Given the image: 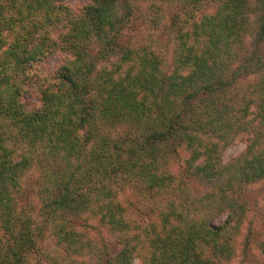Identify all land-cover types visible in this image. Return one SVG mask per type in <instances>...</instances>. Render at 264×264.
Returning <instances> with one entry per match:
<instances>
[{
  "label": "trees",
  "instance_id": "obj_1",
  "mask_svg": "<svg viewBox=\"0 0 264 264\" xmlns=\"http://www.w3.org/2000/svg\"><path fill=\"white\" fill-rule=\"evenodd\" d=\"M251 12L250 0H0V264L236 256L243 188L264 180V51L245 46ZM57 52L51 76L32 72ZM240 135L244 151L224 161Z\"/></svg>",
  "mask_w": 264,
  "mask_h": 264
},
{
  "label": "rangeland",
  "instance_id": "obj_2",
  "mask_svg": "<svg viewBox=\"0 0 264 264\" xmlns=\"http://www.w3.org/2000/svg\"><path fill=\"white\" fill-rule=\"evenodd\" d=\"M90 0H64L66 4L69 6L77 9L81 7L82 5L88 3ZM260 0H250L252 12L249 15V31L245 38V46L247 49H256L255 43H258V46L261 50L264 51V39L259 40V34H260V24H261V10H260ZM145 4V2H143ZM173 6H170L166 9L167 13H170L173 11ZM142 11L145 9V5L141 4ZM139 10V8H138ZM140 11V10H139ZM140 20H137V32L132 34L131 36L134 37V35H138V32L140 30L139 26L141 24ZM137 38V37H136ZM63 53H54L50 57L45 58L40 64H36L37 66L32 69V72H37L44 75L51 76L54 71L57 69V67L62 62ZM25 104L27 106H31L33 104V99H31L29 96L25 97ZM247 136L246 135H240L235 140H233L224 150L223 153V159L224 161H228L231 158L237 156L242 151H244L247 143ZM186 156L184 151H181V157L184 158ZM181 161H183L181 159ZM37 177V171L36 169H32L30 172H28L27 176L25 177L23 181V199L21 202L23 204H27L25 208L30 210L31 204L33 202H36V196H35V186L33 183H35ZM242 199L246 203V213H245V220L244 224L242 226V230L240 234L238 235L235 243V248L237 251L236 256L229 261L226 264H256L258 261L263 260L264 256L260 253L258 247L256 246V242L264 239V226L262 224V215L264 213V180H259L256 182H253L246 187L243 188ZM30 204V205H29ZM36 207L38 206L37 203ZM35 204L33 206H35ZM22 206V205H20ZM35 207V208H36ZM34 209V208H33ZM27 210V211H28ZM226 217V214H221L219 217L214 219L215 224H220L224 221ZM251 232L248 237L250 238V247L246 251L247 253L244 254L243 251V242L245 241V237L248 234V232ZM94 235H97L94 233ZM103 235L106 237L107 233L103 232ZM118 249V245L112 244L111 246V253H115ZM133 264H138L137 260L134 261Z\"/></svg>",
  "mask_w": 264,
  "mask_h": 264
}]
</instances>
